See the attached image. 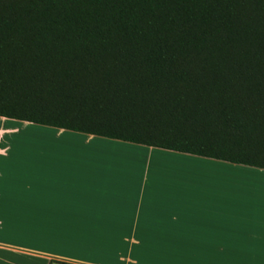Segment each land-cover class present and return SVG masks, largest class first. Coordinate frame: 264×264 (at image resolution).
<instances>
[{"label": "trees", "instance_id": "trees-1", "mask_svg": "<svg viewBox=\"0 0 264 264\" xmlns=\"http://www.w3.org/2000/svg\"><path fill=\"white\" fill-rule=\"evenodd\" d=\"M0 117L264 170V0H0Z\"/></svg>", "mask_w": 264, "mask_h": 264}, {"label": "crops", "instance_id": "crops-1", "mask_svg": "<svg viewBox=\"0 0 264 264\" xmlns=\"http://www.w3.org/2000/svg\"><path fill=\"white\" fill-rule=\"evenodd\" d=\"M0 264H264V170L0 117Z\"/></svg>", "mask_w": 264, "mask_h": 264}, {"label": "rangeland", "instance_id": "rangeland-1", "mask_svg": "<svg viewBox=\"0 0 264 264\" xmlns=\"http://www.w3.org/2000/svg\"><path fill=\"white\" fill-rule=\"evenodd\" d=\"M29 131H35V132H39V133H24L23 134V141L24 142H28V143H33V145L35 143H38L39 146L43 145L44 143H48V141H44V140H59L57 137H54L52 135L48 136V132H42V131H36L34 129H29ZM46 135V136H44ZM51 142V141H50ZM116 149H118V147L116 146ZM165 159L164 162H160L161 165H164L166 167L165 171L168 173H171L169 170H173V171H193L189 166V162H184L185 165H180L177 162L174 161H178L177 159L171 158L169 156H165L163 157ZM187 164V166H186ZM170 165V166H169ZM189 165V166H188ZM205 163L202 162H198V161H194V186L198 187L201 183H202V179L204 178V176L206 175H211L214 174L213 172H210L211 168H209L208 166H205ZM248 172V171H246ZM249 175V174H248ZM256 181V180H255Z\"/></svg>", "mask_w": 264, "mask_h": 264}, {"label": "bare ground", "instance_id": "bare-ground-1", "mask_svg": "<svg viewBox=\"0 0 264 264\" xmlns=\"http://www.w3.org/2000/svg\"><path fill=\"white\" fill-rule=\"evenodd\" d=\"M148 155V154H147ZM170 166V165H169Z\"/></svg>", "mask_w": 264, "mask_h": 264}]
</instances>
